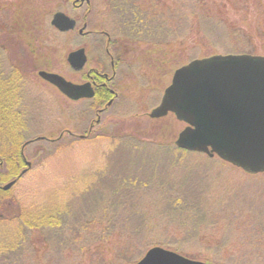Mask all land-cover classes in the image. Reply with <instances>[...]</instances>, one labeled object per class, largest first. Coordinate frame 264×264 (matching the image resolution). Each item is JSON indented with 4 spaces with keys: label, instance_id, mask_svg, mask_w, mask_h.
<instances>
[{
    "label": "rangeland",
    "instance_id": "374dc122",
    "mask_svg": "<svg viewBox=\"0 0 264 264\" xmlns=\"http://www.w3.org/2000/svg\"><path fill=\"white\" fill-rule=\"evenodd\" d=\"M106 1L0 0V44L12 13L27 19L19 45L0 48V75L7 61L22 67L17 108L23 140L32 138L24 147L30 167L0 178L2 201L15 204L0 205V264H132L153 246L207 264H264V171L179 148L186 123L171 112L148 116L189 61L264 56V0H206L209 14L198 17L189 0H136L128 6L136 15L125 17ZM56 11L76 19L73 31L51 25ZM84 24L89 34L78 31ZM80 47L83 72L67 62ZM112 55L120 58L117 96L99 117L90 101H72L38 76L77 83L85 69L110 73ZM37 214L48 224H23Z\"/></svg>",
    "mask_w": 264,
    "mask_h": 264
},
{
    "label": "water",
    "instance_id": "95a60500",
    "mask_svg": "<svg viewBox=\"0 0 264 264\" xmlns=\"http://www.w3.org/2000/svg\"><path fill=\"white\" fill-rule=\"evenodd\" d=\"M50 22L61 32L76 26L75 19L63 11L54 12ZM86 59L83 47L67 55L75 70H80ZM38 76L69 99L93 96L89 82L75 83L45 70H39ZM168 112L186 123L175 140L179 148L215 154L249 173L264 171V56L215 54L178 67L148 116L159 118ZM133 264L206 263L153 246Z\"/></svg>",
    "mask_w": 264,
    "mask_h": 264
},
{
    "label": "trees",
    "instance_id": "16d2710c",
    "mask_svg": "<svg viewBox=\"0 0 264 264\" xmlns=\"http://www.w3.org/2000/svg\"><path fill=\"white\" fill-rule=\"evenodd\" d=\"M54 1L55 0H44L45 3H52ZM135 1L136 0H107L106 2L109 7L108 9L113 8L111 11L118 10L120 12V16L125 17L128 14L130 16L136 15V13H129L131 9L128 8V6L133 5ZM85 2L87 4V0H85ZM186 2L187 1L185 0L182 1V3L184 4H186ZM188 2L189 4H191V8H193L192 15H194L195 17H198L199 15L209 14L207 4L204 3L206 2V0H189ZM12 14H16V16L18 17L15 18L14 16L11 19L10 23L2 27V31L4 30L3 32H5L3 36V39L5 38V40L3 45L0 44L1 46L0 48L3 49L5 53L8 50H13L14 44L19 42L17 40L16 34L18 31H20V29L25 30L24 29L25 26H23L22 24L25 23V20H27L24 19L25 17L20 16L18 14V11H15ZM126 20L131 25L132 23L131 19L129 18ZM85 22L88 21L86 20ZM134 25L136 24H132V26ZM86 26L87 25L84 24V27ZM88 32L90 31L88 30ZM102 32H104V36L108 37L112 45L116 46V48L117 45L119 46L118 39L116 40L111 39L107 31L106 32L102 31ZM13 40H15L16 43H14ZM239 53H243V52L239 51ZM6 64H7L6 67L8 68L7 74H4V78L2 77V75H0V77L3 78L0 79V178L4 177L5 179L8 178L9 176H13V174L14 177H16L17 176L16 174L21 172L20 169L22 168L21 167L22 164L26 163V159L24 156V149H25L24 147L29 143V141L32 140V138L28 140H23L27 128L26 127L24 128L25 118L17 108L19 102V94H21L19 87H21V83L23 79L22 67H20L19 65H13L14 63L13 62L11 63L10 61H7ZM109 96H110L109 93H106L105 95L104 94L97 95V97L95 98V102L104 103ZM69 134L72 135V133ZM37 139L44 140V137H40ZM0 192L2 193L3 191ZM9 203L11 204V206L15 205L12 204L11 199H8L7 202L2 201L0 196V205L1 207H3V209H9L10 208ZM37 215H39L38 216L39 218L37 216L29 217V219L25 220L23 224H27L30 227L34 226L33 222L44 225L48 224L45 223L43 219H41L42 218L41 214H37ZM101 220L104 222V219ZM98 222H100V220Z\"/></svg>",
    "mask_w": 264,
    "mask_h": 264
},
{
    "label": "flooded vegetation",
    "instance_id": "af4514ba",
    "mask_svg": "<svg viewBox=\"0 0 264 264\" xmlns=\"http://www.w3.org/2000/svg\"><path fill=\"white\" fill-rule=\"evenodd\" d=\"M78 1H79L78 6H82V3L85 2V0L84 1L78 0ZM82 28L84 29L85 27L83 26ZM79 32L82 35L89 34L88 31H84V30L79 31ZM102 34H104V32H102ZM107 52H108V50H107ZM119 59L120 58L118 56H116V57L114 55L111 56V60H110L111 72L110 73L107 71H104L98 67L89 68L88 70L85 69L84 73L81 76L82 77L81 80L79 82H77V83L89 82L91 84L92 89H93V96L91 98H81L78 100L90 101L88 109H90V111L93 110L98 115V117L102 113H104V111L113 103L115 97L117 96V93L115 92V89L113 88V81H114L115 76H116V72H115L116 63L119 62ZM85 64H86V62H85ZM82 69L78 70V72H83ZM106 93H109L110 96L108 97V99L104 103L95 102V98L97 97V95H100V94L105 95ZM72 101H77V100H72Z\"/></svg>",
    "mask_w": 264,
    "mask_h": 264
},
{
    "label": "bare ground",
    "instance_id": "6f19581e",
    "mask_svg": "<svg viewBox=\"0 0 264 264\" xmlns=\"http://www.w3.org/2000/svg\"><path fill=\"white\" fill-rule=\"evenodd\" d=\"M171 81V80H170Z\"/></svg>",
    "mask_w": 264,
    "mask_h": 264
}]
</instances>
